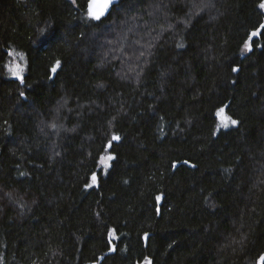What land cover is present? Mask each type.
Instances as JSON below:
<instances>
[{
    "label": "trees",
    "instance_id": "1",
    "mask_svg": "<svg viewBox=\"0 0 264 264\" xmlns=\"http://www.w3.org/2000/svg\"><path fill=\"white\" fill-rule=\"evenodd\" d=\"M88 3L0 0V264H264V0Z\"/></svg>",
    "mask_w": 264,
    "mask_h": 264
},
{
    "label": "rangeland",
    "instance_id": "2",
    "mask_svg": "<svg viewBox=\"0 0 264 264\" xmlns=\"http://www.w3.org/2000/svg\"><path fill=\"white\" fill-rule=\"evenodd\" d=\"M14 76L19 78V79H21L22 70H21V68L19 66H16ZM218 118H219V125H220L219 128H223V127L227 128L230 125H233L231 123V120L229 119L226 111H225V108H220V110L218 111ZM225 124H227V126H224ZM112 158H113V156L111 154L103 155L101 160H100L101 168H103L105 171H107V169L110 167ZM140 264H151V262H150V260H145L144 262H142Z\"/></svg>",
    "mask_w": 264,
    "mask_h": 264
},
{
    "label": "snow or ice",
    "instance_id": "3",
    "mask_svg": "<svg viewBox=\"0 0 264 264\" xmlns=\"http://www.w3.org/2000/svg\"><path fill=\"white\" fill-rule=\"evenodd\" d=\"M112 2V0H108V2L107 3H105L101 8H100V10L99 11H92L91 10V6H90V12H89V14H90V16H91V18H93V19H97V20H99L103 15H104V13H105V11L107 10V8H108V6H109V4ZM260 7H262V8H264V3H262L261 5H260ZM261 28H264V24H262L261 26H260ZM258 33L257 32H253V36H255V35H257ZM245 50H251V44L250 43H246L245 44ZM59 61H57V65H59ZM52 71L53 72H55L56 71V68H53L52 69ZM233 71H237V69H233ZM222 111V110H221ZM230 119V118H229ZM231 123L232 124H236L237 123V121H235V120H231ZM224 126H227V124H225ZM118 139H120V137L119 136H113V140H118ZM109 143H111V142H109ZM111 158V157H110ZM93 183H95V177H93ZM90 186V185H89ZM261 261L262 262H264V257H261Z\"/></svg>",
    "mask_w": 264,
    "mask_h": 264
},
{
    "label": "water",
    "instance_id": "4",
    "mask_svg": "<svg viewBox=\"0 0 264 264\" xmlns=\"http://www.w3.org/2000/svg\"><path fill=\"white\" fill-rule=\"evenodd\" d=\"M119 1L120 0H112V2L109 4L107 10L105 11L104 15L100 19L107 17L108 14L111 12L112 8L115 5H117L119 3ZM107 2H108V0H89V3H88V14L90 12V6H91V10L92 11H99L100 8ZM89 17L91 18L90 14H89ZM94 20L98 21L97 19H94ZM261 257H264V254Z\"/></svg>",
    "mask_w": 264,
    "mask_h": 264
}]
</instances>
